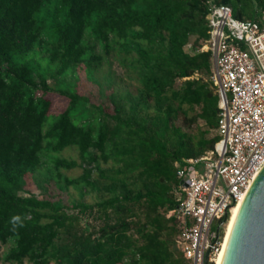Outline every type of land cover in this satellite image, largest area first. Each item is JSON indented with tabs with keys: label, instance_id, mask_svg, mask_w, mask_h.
<instances>
[{
	"label": "trees",
	"instance_id": "1",
	"mask_svg": "<svg viewBox=\"0 0 264 264\" xmlns=\"http://www.w3.org/2000/svg\"><path fill=\"white\" fill-rule=\"evenodd\" d=\"M214 1L240 19L264 13V0ZM207 12V0H0V246L10 243L4 263L189 264L166 212L177 204L176 162L219 140L209 134L218 126L220 97L203 77L211 54L197 50L208 37ZM191 37L192 52L185 47ZM117 50L136 92L113 90L108 105L92 102L73 78L83 69L96 80ZM49 91L69 100L51 122ZM192 125L196 133L184 127ZM68 147L79 160L57 154ZM45 163L57 177L60 168L81 167L78 180L65 181L98 198L69 206L61 197H38L28 184L47 191L40 177L47 182L53 173L41 172ZM79 212L98 225L82 227ZM13 216L22 227L13 229Z\"/></svg>",
	"mask_w": 264,
	"mask_h": 264
},
{
	"label": "built area",
	"instance_id": "2",
	"mask_svg": "<svg viewBox=\"0 0 264 264\" xmlns=\"http://www.w3.org/2000/svg\"><path fill=\"white\" fill-rule=\"evenodd\" d=\"M209 75L220 97L219 140L206 153L176 162V206L166 212L179 231L175 245L189 264H215L225 224L264 165V13L237 18L231 6L207 0Z\"/></svg>",
	"mask_w": 264,
	"mask_h": 264
},
{
	"label": "rangeland",
	"instance_id": "3",
	"mask_svg": "<svg viewBox=\"0 0 264 264\" xmlns=\"http://www.w3.org/2000/svg\"><path fill=\"white\" fill-rule=\"evenodd\" d=\"M193 41L194 37H191L189 42L186 44L187 51L192 52L193 50ZM41 54H36V60H40ZM124 53L117 51H112L109 54L102 66L96 71L95 77L96 80H90L83 69H79L77 71V77L73 78L74 82L76 83L77 91L82 94L86 95L90 98L92 102L95 103H102L104 105H108V93L113 90L116 91H125L127 89L132 90L134 93L136 92V86L138 82L134 79L131 75L132 72L127 67L126 63L124 62ZM41 61V60H40ZM195 75L199 76L198 73ZM191 77V76H190ZM205 79H210L209 75L203 76ZM50 84H53V78L49 77L48 79ZM180 80L177 81V85H180ZM214 87V86H213ZM42 91H39L38 94H41ZM50 101V108H49V118L48 121L51 122L54 119V116L57 115L59 112H62L68 104V98L61 95L56 91H49L44 95ZM199 110V108H197ZM192 113V112H191ZM177 124H182V119L176 120ZM199 125L203 126V120H199ZM187 130H192L194 133L197 132L196 126L192 125V128L184 126ZM216 132L213 130L209 135L215 134ZM59 156L66 157V158H76L79 160L78 150L75 147H68L61 151ZM48 164H43L41 166V172L46 170H50L51 174L53 173L52 179L44 182L42 176L40 180L42 185H47V191L45 193H41L40 189H37L34 182L30 181L31 184H28L30 190L35 193L38 197H46L50 196L51 199H57L61 197L65 203L69 206L73 204V202L77 200H82L85 202H93L95 201L98 196L96 193H86L85 195H81L82 193V186L79 182H71L68 184L65 181V178L68 179H79V176L82 173V168L76 166L74 168L65 169L60 168V173L62 177H57L54 168ZM108 164L107 166H109ZM71 211V210H69ZM77 212V211H76ZM79 217V223L82 227L88 226L89 228L93 227L94 225H98L99 221L94 220L90 214H82L81 212L77 213ZM10 247V243L2 244L0 246V264H8L4 263L3 261V254L8 248ZM24 264H32L29 261H25ZM54 264V263H51Z\"/></svg>",
	"mask_w": 264,
	"mask_h": 264
},
{
	"label": "water",
	"instance_id": "4",
	"mask_svg": "<svg viewBox=\"0 0 264 264\" xmlns=\"http://www.w3.org/2000/svg\"><path fill=\"white\" fill-rule=\"evenodd\" d=\"M228 220L225 215L216 230ZM204 264H208V253ZM222 264H264V165L249 186Z\"/></svg>",
	"mask_w": 264,
	"mask_h": 264
},
{
	"label": "bare ground",
	"instance_id": "5",
	"mask_svg": "<svg viewBox=\"0 0 264 264\" xmlns=\"http://www.w3.org/2000/svg\"><path fill=\"white\" fill-rule=\"evenodd\" d=\"M252 183H253V181L251 182V184ZM245 196L241 201H239L235 206H233L231 213H230V216L228 217V220L225 223V228H224V232L222 235V243H221L222 245H221V249L219 251V254L217 256L216 264H222V262H223L225 252H226V249L228 246V242H229V239H230V236L232 233V229L234 227V223L236 221V218H237V216L240 212V209L242 207V204L244 202Z\"/></svg>",
	"mask_w": 264,
	"mask_h": 264
},
{
	"label": "clouds",
	"instance_id": "6",
	"mask_svg": "<svg viewBox=\"0 0 264 264\" xmlns=\"http://www.w3.org/2000/svg\"><path fill=\"white\" fill-rule=\"evenodd\" d=\"M10 222L13 225V229H15L17 226H23V222L21 221L20 216H13Z\"/></svg>",
	"mask_w": 264,
	"mask_h": 264
},
{
	"label": "crops",
	"instance_id": "7",
	"mask_svg": "<svg viewBox=\"0 0 264 264\" xmlns=\"http://www.w3.org/2000/svg\"><path fill=\"white\" fill-rule=\"evenodd\" d=\"M216 132V131H215Z\"/></svg>",
	"mask_w": 264,
	"mask_h": 264
}]
</instances>
